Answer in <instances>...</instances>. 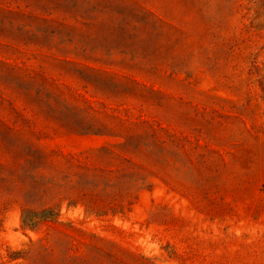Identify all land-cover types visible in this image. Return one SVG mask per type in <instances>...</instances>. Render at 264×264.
<instances>
[{
	"label": "rangeland",
	"instance_id": "1",
	"mask_svg": "<svg viewBox=\"0 0 264 264\" xmlns=\"http://www.w3.org/2000/svg\"><path fill=\"white\" fill-rule=\"evenodd\" d=\"M72 1L0 0V264H264V0H126L110 55Z\"/></svg>",
	"mask_w": 264,
	"mask_h": 264
},
{
	"label": "trees",
	"instance_id": "2",
	"mask_svg": "<svg viewBox=\"0 0 264 264\" xmlns=\"http://www.w3.org/2000/svg\"><path fill=\"white\" fill-rule=\"evenodd\" d=\"M73 13L68 15V18H71L74 22L79 23L87 29H89L90 36H84L81 44V48L83 51L86 50L84 45L90 46V51L95 52L98 48H104L107 54H111L115 50H119L120 54L124 53V48L133 47L134 45H130V41L132 39V35L128 33L129 24L124 17V10L127 9L126 0H96L94 2H81L85 4L80 5L77 1H72ZM80 8H84L82 12H80ZM133 11V10H132ZM134 16L138 19L136 22H141L145 25H149V27L155 30L157 27L155 25L154 20L149 19L148 16H144L143 14H137L133 12ZM107 14L108 19H102L103 15ZM120 18L119 21H117ZM53 21V20H51ZM56 22V21H53ZM59 26L66 27L74 32V28L70 25H64L58 22ZM66 42L70 45L78 44L74 43L73 39H67ZM144 49V48H141ZM93 123L98 124V129H86L82 133L83 135H93V136H114L106 133V131L111 130V127L98 120L92 118ZM106 130V131H104ZM126 144H122L124 146ZM144 184V182L142 183ZM137 184L131 186V189L137 187ZM71 203H67V207H71ZM60 209L59 207H44L41 209H29L24 208L21 210L20 214V223L21 228L23 230H35L41 223L43 222H53L56 221L59 216ZM42 251L45 254H50L52 251L45 247L44 245H40ZM53 254V253H52ZM59 264H106L98 260L96 256H93L89 261L84 259L82 255L79 254H67L63 255L62 259L59 260ZM108 264H117L115 261H111Z\"/></svg>",
	"mask_w": 264,
	"mask_h": 264
}]
</instances>
